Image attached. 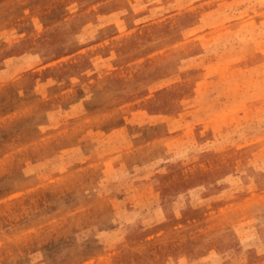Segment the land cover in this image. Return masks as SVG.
I'll use <instances>...</instances> for the list:
<instances>
[{
	"label": "rangeland",
	"instance_id": "obj_1",
	"mask_svg": "<svg viewBox=\"0 0 264 264\" xmlns=\"http://www.w3.org/2000/svg\"><path fill=\"white\" fill-rule=\"evenodd\" d=\"M0 264H264V0H0Z\"/></svg>",
	"mask_w": 264,
	"mask_h": 264
},
{
	"label": "crops",
	"instance_id": "obj_2",
	"mask_svg": "<svg viewBox=\"0 0 264 264\" xmlns=\"http://www.w3.org/2000/svg\"><path fill=\"white\" fill-rule=\"evenodd\" d=\"M47 65H43L39 68H44ZM35 69V71H38V69ZM34 71V70H33ZM24 76V75H23ZM18 78V77H17ZM46 90L42 88V90H39L37 92V94H41L40 96L43 98L44 96H48L47 94H44L43 92H45ZM69 90H65V91H59V94L62 95L66 92H68ZM52 94V93H49ZM78 108V103H74L73 100L71 102H67L64 103V105H58L56 106L53 110H49L47 112H45V119L46 122L44 124H42V122H40V125L35 123V127L37 128V130L39 131V133L43 132L41 130V127H44L45 129H57L58 125L62 122H65L67 119H72L74 117V110H76ZM43 125V126H42ZM73 129L72 128H67L64 131L58 132L59 133H68V137L65 136V138H62L60 140H57L54 144H56V146H58V148L53 152V154H51L48 157L43 158V156H41V154L39 153L38 156H40V158H43L45 162H51L56 160L59 156H64L65 155V160L68 161V156L71 152H74L77 154V150L81 153L82 157L85 158V160H88L89 158H91L90 153L92 151L88 150V153H82L81 152V146H80V142L83 140V138H85L84 136H79L78 138H75L72 133ZM87 134V133H86ZM49 137V136H48ZM77 143H66L67 141H71L74 140ZM41 140H43L42 137H39L37 140H33V142H31L29 145H33V146H37L39 144V142H41ZM74 145H76V147H74ZM59 148H61V150H59ZM98 147H94L93 149H97ZM58 150V151H57ZM66 150V152H65ZM67 153V156H66ZM98 156V157H97ZM100 156V154L96 155L97 158H91L92 160H96L98 159ZM63 158V157H61ZM72 158V157H70ZM72 160V159H71Z\"/></svg>",
	"mask_w": 264,
	"mask_h": 264
}]
</instances>
